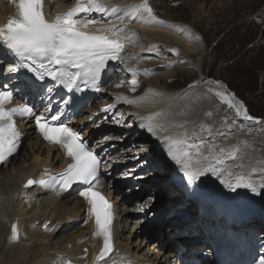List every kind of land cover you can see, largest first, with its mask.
I'll use <instances>...</instances> for the list:
<instances>
[{
    "label": "bare ground",
    "instance_id": "1",
    "mask_svg": "<svg viewBox=\"0 0 264 264\" xmlns=\"http://www.w3.org/2000/svg\"><path fill=\"white\" fill-rule=\"evenodd\" d=\"M135 1H139V3H135ZM76 2L77 0H44L45 15L52 20L57 14L63 13L73 7ZM102 2L108 6H120L121 11L118 13H82L77 16V19H92L97 21V24L91 25L89 28L85 29L86 31L94 32L97 29L111 24H115L117 30H119L121 22L117 17L125 16L123 31L120 32L121 38H125L123 39L124 51L121 56L122 61L124 63L126 62L129 68L135 70V74L138 69L144 72V65L146 63H143L141 60L145 56L150 55L147 51H150V53L152 51L163 52V50L166 49L161 43L169 42L178 44L183 49V54L187 55L197 51L195 44L190 42L188 35L183 32L180 23L174 24V26L156 22H153L155 24H149L143 22V18L141 17L131 18L130 16H126V12L131 13L134 10L131 6L140 4L141 0H102ZM129 8L131 9L128 10ZM16 14V0H0V26L5 24L7 19ZM151 24L154 26H151ZM108 34L111 35V33ZM5 58L13 63V58L5 51L3 46H0V63L4 62ZM117 62H119V60H109L106 64H110L111 67H113ZM120 63L122 62L120 61ZM159 66H162V64H159ZM155 69L156 68H153L149 72L151 77L149 74H146L150 79H155L154 82H159L172 74V72L161 74ZM117 72L118 75H121L123 72L130 77L133 76V73L127 71L126 68L123 69L119 67ZM105 75L106 74L101 76L100 82L104 81ZM108 82V85L106 84L104 87L100 86L97 88L98 90L96 89L97 93L93 94L94 97L90 102L98 98L102 108L105 107L107 110L106 117L109 119L121 106V104H118L117 98L126 96L114 95L111 89H108L111 88L113 84L119 85L120 81L109 78ZM92 84L95 83L92 82ZM194 92L189 93L187 97L184 98L178 91H169L163 87H154L152 90H146L135 96L137 102L131 104L132 110H130L133 113L135 112L136 115L133 126L136 130L146 132L145 137L148 138V142L144 145L149 147V149L153 147L158 154L157 160L154 161L153 159L149 164L146 163L143 170H148L151 168V164H153L157 166V171L161 169L167 171V169H169L170 172L162 177L157 175L154 176L153 174L149 175L148 178L137 177L136 182H138V185L130 189L135 192L128 195L124 189V185L120 183V180L117 178L123 176L119 175V172L122 170L119 169L113 176V178H116L114 181L107 182L109 173L106 171L107 168L103 170L104 167H102L104 183L101 190L106 199L112 204V211L114 214L112 222L114 252L110 254V257H106L104 261L100 262V264H140L149 261L154 264H180L175 255L170 252L172 242L178 239L172 236L171 233L168 234L164 229L158 230L159 235L162 234V242L158 239L151 240V237H155L153 233L150 234L151 237L145 234V232L140 233L136 225L126 226L125 229H122L121 233L119 232L121 230V222H124L123 224L126 222L127 225L130 223L131 219H135V216H138V214L150 213L151 209L153 213L152 216H154L152 218H158V214L154 212V209L157 208L158 210L163 202V196H166L163 192V190H166L161 184L165 186L166 184H170L168 186L170 190H177L176 188H180L187 195L193 196L192 206L195 209L201 207L211 208L213 205L217 204L222 209L229 208L230 213L233 215L247 216L253 213L264 215V197L255 196L245 189H238L237 192L234 193L221 184L217 177L211 175L202 177V182L197 181L195 185L189 187L186 178L183 177V173L179 171V166L167 156L165 147L161 143L162 137L183 132L177 129V121L185 119L189 124L188 128L191 130L194 129L193 127L199 121V125L211 126L212 136L215 137L214 142L216 144L226 148L232 145H237L239 147V152L236 156L238 161L236 159L230 160L226 165L228 168L233 169V176L238 172H249L252 168L259 169L264 167V137L259 140H253L252 136L248 137L246 133L241 131H239L238 134L231 135L230 133L234 131V127L222 130L223 127L221 124L230 121V118H227L224 114L228 110L224 109L222 114L217 115L211 107L209 109L210 111L203 116L206 120L203 117L200 119L198 117L199 113L189 108H187V112L184 114L185 106L183 103L187 104L190 98L195 99L197 103L204 102L207 104L205 98H203L204 95L201 97V91L199 94H195ZM199 96L202 101L198 98ZM110 97H113L112 102L109 100ZM128 98L132 99L133 97L130 96ZM52 100L53 99L49 96L45 97L47 108L52 107ZM223 106H221V110ZM85 108L86 106L83 107V109ZM88 108L90 109V113L83 118L89 121V128H85L84 124L79 120L77 126L80 130H83L84 134H88V139H90V136H92L91 131L95 133L97 128L94 121L95 116L93 109L91 106H87V109ZM69 111L70 110H67L66 112ZM74 112L77 114L79 108ZM98 114L100 117V112H98ZM150 115L153 116L154 123L163 125V129L158 131L157 136L151 135L139 126L141 117H148ZM121 120H124V118H117V121ZM109 122H107L106 130L103 129L104 125H102L99 131L106 132L110 136L115 137L110 138V144H116V146L121 149L127 143H133V140L128 136L124 140L122 139L121 135L124 132L123 127ZM216 129L220 130L216 131ZM220 133L224 135H220ZM198 135L202 136L208 143L213 142L212 136H208L206 132H198ZM21 140H29L28 143H26L29 150H24L21 153L20 159H16L19 156L15 158L16 152L13 157L14 159L6 161L0 168V264H96L97 258L94 256L95 253L100 251L101 244L98 237L93 235L95 223L93 221V216L89 213V205L87 201L79 195V192L69 191L70 194L66 196L63 194L58 197H51V195L44 193L40 188H25L22 185L28 177H35L40 175L43 171H50L51 169L55 171L58 168H62L64 165L62 162V151L56 147H48L40 143L38 137L33 135L30 125H26V133ZM125 149L127 148L124 147V150ZM131 150L133 149L125 151ZM203 151L206 153L207 148L205 147ZM107 152L113 154L115 150L108 148L103 153V156H106ZM116 159L117 157H115V160ZM17 160L19 161L17 162ZM240 164H243V167L237 168L236 165ZM115 169L116 168H113L114 171ZM172 172H175L180 177L182 183L179 186L169 181V179L172 178ZM252 177L257 180L264 179V172L257 171L252 174ZM159 178L161 179L160 181H158ZM152 184H154V186L158 185V187L154 189L160 194V196H156V199H160V202L158 203L155 199L152 200L150 204L148 202H142L145 199H142L143 194L147 192L149 186ZM168 197L169 196L165 199L166 201H174L176 198H181V196ZM136 198L138 202L135 204L138 207L143 203L146 205L144 212L137 211L135 206H130L133 199ZM166 205H168V202H166ZM175 210L176 207L171 211ZM178 210L181 213H186L190 216L193 214L194 216L189 217L187 220H183V218L179 216V218H173L171 222L176 221L175 224H180L177 227L179 231H183L186 224L187 229H190L193 223L197 221L194 220L195 216L198 217L196 211L192 210L190 206L182 207ZM159 211L161 212V209ZM262 220H264V218ZM80 222L83 223V229L74 226L71 232L65 235L60 234L68 226L71 227ZM13 223H15L18 228L17 239L11 238V225ZM251 224H253L251 227L256 228V234L253 236L254 241L258 242L257 238L259 235L264 238V233L259 234L258 232L261 225L257 222H252ZM161 226L158 220L151 228L154 230L156 228H161ZM217 226L218 224H215L213 227L216 239L222 236L219 231H216ZM262 228H264V225H262ZM75 237L79 238L75 239ZM222 237L225 241L229 240L228 236ZM165 239H167V241H165ZM180 240L188 245V240L185 236L180 237ZM261 245L264 246V242H262ZM198 246L201 247L202 244H198ZM185 247V245L179 244L176 247V254L182 251V249L184 250ZM262 249H264V247H262ZM259 253L262 255V252ZM196 260L199 264H211V260L208 258L196 257Z\"/></svg>",
    "mask_w": 264,
    "mask_h": 264
},
{
    "label": "snow or ice",
    "instance_id": "2",
    "mask_svg": "<svg viewBox=\"0 0 264 264\" xmlns=\"http://www.w3.org/2000/svg\"><path fill=\"white\" fill-rule=\"evenodd\" d=\"M131 7L134 10L131 13L126 12V16L144 17L145 23H163L157 20L148 0H141L140 4ZM16 8L17 14L0 26V46L16 58L15 63L9 66L10 72L24 68L38 80L50 78L71 92L79 89L81 80L85 83H95L107 61L123 62L121 54L124 51L125 38H121L120 32L123 31L125 16L117 17L121 22L119 30L115 24H111L94 32L85 29L97 24V21L77 19L82 13H118L121 11L120 6H108L102 0H77L73 7L57 14L52 20L46 18L44 0H16ZM125 68L135 76L133 68H129L127 64ZM144 74H149V70H144ZM130 83L131 90L135 91L138 81L133 78ZM216 83L219 84V81ZM48 91L51 92L52 89L49 88ZM216 95L227 103L229 108L234 109L237 117L260 122L250 116L243 102L236 101L234 96L220 91L216 92ZM12 100L13 90L7 86L0 88V163L7 161L19 148L22 133L17 128L15 117L34 118L44 140L59 145L71 162L62 171L47 179L27 180L24 187L39 184L50 191L62 193L75 184L83 186L79 195L87 201L89 213L95 218L96 229L93 235L102 239V247L96 259V264H100L114 252L112 204L96 190L100 159L81 134L61 120L64 115L62 110L49 115L37 114L34 107L28 104L10 107ZM121 100L128 104L137 102L135 98H117V102ZM68 103L69 100L62 102L63 105ZM45 112L51 113V109L46 108ZM139 126L153 136H157L158 131L163 129L162 124L153 122L151 115L141 117ZM198 132H206L208 136H212L211 126L201 124L198 130L193 129L191 133L185 130L164 136L161 140L167 156L179 166V171L183 173L189 187L201 181L202 177L211 175L217 177L221 184L234 193L238 189H245L255 196L264 197V179L257 180L252 177L257 171L264 172V167L252 168L249 172H238L233 176V169L226 165L230 160L236 159L239 147L232 145L226 148L218 145L214 142V136L213 142L208 143ZM205 147L206 153L203 151ZM236 167L242 168L243 164ZM137 210L144 212L145 205L141 204ZM11 232V238L17 239L18 228L15 223L11 225ZM258 264H264V256L260 257Z\"/></svg>",
    "mask_w": 264,
    "mask_h": 264
},
{
    "label": "rangeland",
    "instance_id": "3",
    "mask_svg": "<svg viewBox=\"0 0 264 264\" xmlns=\"http://www.w3.org/2000/svg\"><path fill=\"white\" fill-rule=\"evenodd\" d=\"M135 3H139V1H135ZM148 3L153 9L157 20L162 21V24L174 26V24L180 23L183 32L188 35L190 42L195 44L197 51L189 53V55L183 54V49L180 45L169 42L161 43L166 48L163 52L152 51L150 53V51H147L150 55L145 56L141 60L143 63H146L144 70L148 69L150 72L153 68H156L155 70L161 74L170 72L172 74L159 82H154L155 79H150V74L149 77L144 74L143 70L138 69L137 76L135 77L138 85L135 87V91H132L134 95L127 92L129 88H126V85L131 86V84L119 80L123 95L135 98L136 95H139L138 93L141 94L146 90H152L154 87L178 91L184 98L189 93L195 91V94H199L201 91V97L204 95L203 98H205L207 104L204 102L197 103L195 99L190 98L187 104L183 103L185 106L184 114L187 112V108H189L199 113L198 117L201 119V117L206 115L205 113L210 111L211 107L217 115L222 114V111L225 109L228 111L224 114L227 118H230V121L221 124L222 130L234 127V131L230 133L231 135L238 134L241 131L246 133L248 137L252 136L253 140H259L264 137V0H148ZM152 24L155 23L152 22ZM152 24L151 26H154ZM159 64H162V66H159ZM111 75L116 76V73L113 71ZM125 78L128 81L133 79L129 75L125 76ZM217 81H219V84L216 83ZM113 88L116 89L115 87H111V92H115ZM218 91L232 95L236 101L243 102L244 107L248 110V114L257 118L260 122L237 117L234 109L229 108L227 103L222 102L221 98L216 95ZM201 97L199 96L198 98L202 101ZM109 100L112 102L113 97H110ZM120 103L124 104H121L117 111H120V109L122 111V109L129 108V106L132 109L131 104L123 101L118 104ZM90 106L96 107V103ZM221 106H223L222 110ZM87 110L88 112H85L84 115L90 113V109L88 108ZM120 117L126 118L122 123L124 128V132L121 135L122 139L124 140L128 136L133 140V143H127L124 146L127 148L125 150H133L125 151L124 147H122L121 149L118 148L113 154L107 152L105 157H108L109 160L106 163L111 166V160H115V157H117L116 160L122 162L120 165L122 171L119 172V175L123 176L133 174L135 169L137 170L136 174L144 178H147L150 174L160 175L165 170L157 171L156 165L153 164H151V168L143 171L145 164H149L153 159L156 160L158 154L153 148L149 151L150 154L146 155L149 147H146L144 144L148 142V138L140 136L134 128V123L132 122L134 118L132 116ZM109 119V123H116L114 117ZM199 122L193 127L194 129L198 130L200 126ZM106 123L104 122V130L107 128ZM180 124L183 127H178ZM188 127L189 124L185 119L177 121V129L179 131L187 130L191 132L192 130ZM219 130L216 129V131ZM100 137L98 135L96 138ZM28 141L26 140L23 143L21 151L18 154L19 157L16 159H20L21 153L24 150H29L26 144ZM126 158L130 160L128 161ZM236 160L238 161V158ZM127 168L130 170H126ZM133 186H135V183L127 187V190ZM157 200L160 201L159 199ZM133 204L131 203L130 206H135L137 210L138 207L136 204ZM178 212L180 211L178 210ZM152 214L151 209L150 213L131 219L127 225L126 222L125 224L121 222V229H125L126 226L136 225L140 233L145 232V234L150 235L149 231L151 227L159 219H153L152 217L154 216ZM173 216L174 214L171 215V220ZM179 216L177 215L175 218H179ZM263 218L264 215H253V218H251L253 222L261 225V228L258 230L259 234L264 233V228H262V225H264ZM135 220L141 222L139 223ZM74 226L83 229V223L80 222L71 227L68 226L60 234L65 235L71 232ZM167 226H170V224L167 223ZM253 231H256L255 227ZM77 238L79 237H75V239ZM151 240H157V238L151 237ZM258 240L261 241L264 238L259 235Z\"/></svg>",
    "mask_w": 264,
    "mask_h": 264
}]
</instances>
